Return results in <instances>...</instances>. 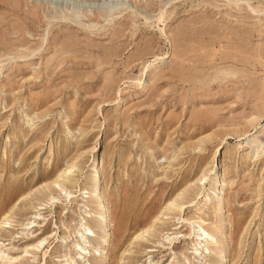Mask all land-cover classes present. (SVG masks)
I'll return each instance as SVG.
<instances>
[{
  "label": "rangeland",
  "instance_id": "1",
  "mask_svg": "<svg viewBox=\"0 0 264 264\" xmlns=\"http://www.w3.org/2000/svg\"><path fill=\"white\" fill-rule=\"evenodd\" d=\"M113 1L0 0V264H264V0Z\"/></svg>",
  "mask_w": 264,
  "mask_h": 264
},
{
  "label": "bare ground",
  "instance_id": "2",
  "mask_svg": "<svg viewBox=\"0 0 264 264\" xmlns=\"http://www.w3.org/2000/svg\"><path fill=\"white\" fill-rule=\"evenodd\" d=\"M123 3V2H125V0L124 1H113L112 2V4H114L113 6H111V7H104V8H106V10H104V12L106 11V14L108 13H111V12H113V11H115L116 10V7H117V5L119 4V3ZM126 3V2H125ZM109 4V3H108ZM124 4V3H123ZM111 5V4H110ZM103 8V9H104ZM103 9H102V11H103ZM100 12H101V10H100ZM145 75V74H144ZM144 83V82H143ZM146 89V86H145V84H143L142 86H141V90H140V92H143L144 90ZM216 162V159L214 160V163L212 164V166L210 167V170H209V175H211L213 172H214V170H215V168L217 167V164L215 163ZM71 167H73V166H71ZM207 169V168H206ZM67 170H70V168H68V169H66V171H64L63 172V175H66V173H67ZM95 178L96 177H98V175H99V170H96L95 169ZM208 175V174H207ZM64 178V177H63ZM70 180V179H69ZM65 181H67V177L65 178ZM198 181H200L201 183L202 182H204L205 181V176H203V177H201ZM52 183V182H51ZM53 183H55V182H53ZM67 183V182H66ZM56 184V183H55ZM58 185V184H57ZM60 188H61V190H64V186H59ZM60 190V191H61ZM95 207H98V204H96L95 205ZM102 208V207H101ZM100 211V210H99ZM6 219V218H5ZM7 220V219H6ZM3 222V221H2ZM5 222V221H4ZM104 222H105V220H104V213H102V214H99L98 216H97V219L93 222V224L94 225H96V226H102L103 224H104ZM1 224L2 223H0V226H1ZM98 228V227H97ZM87 233H91V231H90V229H86L85 230ZM138 236V235H137ZM99 242H102L101 244H106L107 242H106V240L104 239V237L103 236H101V237H99ZM94 249H96V250H98V247L97 248H94ZM99 251V250H98Z\"/></svg>",
  "mask_w": 264,
  "mask_h": 264
}]
</instances>
